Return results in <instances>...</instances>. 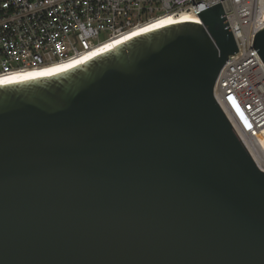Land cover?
<instances>
[{
    "label": "water",
    "instance_id": "1",
    "mask_svg": "<svg viewBox=\"0 0 264 264\" xmlns=\"http://www.w3.org/2000/svg\"><path fill=\"white\" fill-rule=\"evenodd\" d=\"M197 13L0 85V264H264V171L214 94L239 48Z\"/></svg>",
    "mask_w": 264,
    "mask_h": 264
},
{
    "label": "built area",
    "instance_id": "2",
    "mask_svg": "<svg viewBox=\"0 0 264 264\" xmlns=\"http://www.w3.org/2000/svg\"><path fill=\"white\" fill-rule=\"evenodd\" d=\"M220 2L239 51L222 67L214 94L264 171L259 139L264 133V61L254 47L264 27L262 0H0V85L83 64L138 35L178 23H158L168 15L189 12L200 18L197 12ZM137 28L145 30L128 34ZM101 34L106 37L100 39Z\"/></svg>",
    "mask_w": 264,
    "mask_h": 264
},
{
    "label": "bare ground",
    "instance_id": "3",
    "mask_svg": "<svg viewBox=\"0 0 264 264\" xmlns=\"http://www.w3.org/2000/svg\"><path fill=\"white\" fill-rule=\"evenodd\" d=\"M263 1V4H264V0H262ZM198 18V16L196 15V14H191V13H189V12H183L182 14H180L179 16H173V15H168V16H166L165 18H164V20L163 21H161V22H158V23H172V22H178V23H180V22H184V21H187V20H192V19H197ZM145 30V28H137V29H135V30H133L132 32L130 31V33H128L130 36H133V35H136V34H139V33H141V32H143ZM127 33H125V34H123V35H120V36H118V37H116L115 39H117V42H120V41H122V40H124L125 39V37H127V35H128ZM98 52H101V50H99ZM93 53V52H92ZM91 53V54H92ZM53 70V69H52ZM48 71L49 70H43V71H41L40 72V76L41 75H47V74H49L48 73ZM36 74V73H35ZM25 78H22V79H20V80H24ZM20 80H18V81H20ZM259 139H260V142H261V144L263 145V147H264V133H260V135H259Z\"/></svg>",
    "mask_w": 264,
    "mask_h": 264
},
{
    "label": "rangeland",
    "instance_id": "4",
    "mask_svg": "<svg viewBox=\"0 0 264 264\" xmlns=\"http://www.w3.org/2000/svg\"><path fill=\"white\" fill-rule=\"evenodd\" d=\"M105 37H106L105 34H101V35H100V39H104Z\"/></svg>",
    "mask_w": 264,
    "mask_h": 264
}]
</instances>
